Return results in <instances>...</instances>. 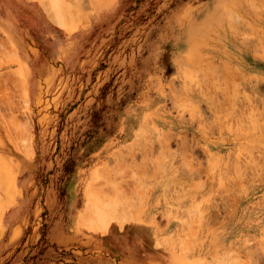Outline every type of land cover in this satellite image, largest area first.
<instances>
[{
	"label": "rangeland",
	"instance_id": "obj_1",
	"mask_svg": "<svg viewBox=\"0 0 264 264\" xmlns=\"http://www.w3.org/2000/svg\"><path fill=\"white\" fill-rule=\"evenodd\" d=\"M0 264H264V0H0Z\"/></svg>",
	"mask_w": 264,
	"mask_h": 264
},
{
	"label": "bare ground",
	"instance_id": "obj_2",
	"mask_svg": "<svg viewBox=\"0 0 264 264\" xmlns=\"http://www.w3.org/2000/svg\"><path fill=\"white\" fill-rule=\"evenodd\" d=\"M220 94H221V93H220ZM245 178H246V177H245ZM105 201H106V200H105ZM116 205H117V204H116ZM96 208H97V206H96ZM114 212H115V211H114ZM109 213H112V214H113V211H112V212L109 211ZM109 213H108V214H109ZM112 214H109V215H112ZM94 215H95V214H94ZM99 223H100V222H99Z\"/></svg>",
	"mask_w": 264,
	"mask_h": 264
}]
</instances>
